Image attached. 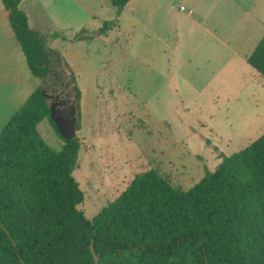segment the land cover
I'll use <instances>...</instances> for the list:
<instances>
[{"label":"rangeland","instance_id":"374dc122","mask_svg":"<svg viewBox=\"0 0 264 264\" xmlns=\"http://www.w3.org/2000/svg\"><path fill=\"white\" fill-rule=\"evenodd\" d=\"M19 8L52 68L71 73L80 92L73 176L89 219L139 172L156 169L187 190L219 154L264 132V76L246 61L264 35V0H129L119 14L109 0H22ZM37 129L60 149L47 118Z\"/></svg>","mask_w":264,"mask_h":264},{"label":"trees","instance_id":"16d2710c","mask_svg":"<svg viewBox=\"0 0 264 264\" xmlns=\"http://www.w3.org/2000/svg\"><path fill=\"white\" fill-rule=\"evenodd\" d=\"M1 1L41 83L0 130V264H264V132L219 154L218 166L187 190L156 169L139 172L89 219L73 176L79 139L62 138L49 113L51 53L21 0ZM109 1L119 14L129 0ZM103 28L75 39L105 35ZM246 61L264 76V35ZM74 93L78 100L76 85ZM45 118L62 139L59 150L37 129Z\"/></svg>","mask_w":264,"mask_h":264},{"label":"crops","instance_id":"0c3cea01","mask_svg":"<svg viewBox=\"0 0 264 264\" xmlns=\"http://www.w3.org/2000/svg\"><path fill=\"white\" fill-rule=\"evenodd\" d=\"M40 83L29 70L0 0V130Z\"/></svg>","mask_w":264,"mask_h":264},{"label":"flooded vegetation","instance_id":"af4514ba","mask_svg":"<svg viewBox=\"0 0 264 264\" xmlns=\"http://www.w3.org/2000/svg\"><path fill=\"white\" fill-rule=\"evenodd\" d=\"M46 98L60 109H67L76 99L68 87V72L63 68H51L50 76L44 82Z\"/></svg>","mask_w":264,"mask_h":264},{"label":"water","instance_id":"95a60500","mask_svg":"<svg viewBox=\"0 0 264 264\" xmlns=\"http://www.w3.org/2000/svg\"><path fill=\"white\" fill-rule=\"evenodd\" d=\"M68 87L74 93V83L71 73L68 74ZM49 113L62 138L70 139L77 137L79 113L76 106V99L73 100L67 109H60L54 103H49Z\"/></svg>","mask_w":264,"mask_h":264},{"label":"built area","instance_id":"2783aa9c","mask_svg":"<svg viewBox=\"0 0 264 264\" xmlns=\"http://www.w3.org/2000/svg\"><path fill=\"white\" fill-rule=\"evenodd\" d=\"M180 9H181V10H185V8H184L183 6H181ZM187 12H188L189 14H191V13H192V10L189 9Z\"/></svg>","mask_w":264,"mask_h":264}]
</instances>
